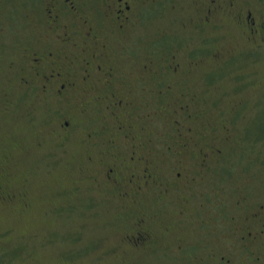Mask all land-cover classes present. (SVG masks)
Listing matches in <instances>:
<instances>
[{
    "label": "flooded vegetation",
    "instance_id": "1",
    "mask_svg": "<svg viewBox=\"0 0 264 264\" xmlns=\"http://www.w3.org/2000/svg\"><path fill=\"white\" fill-rule=\"evenodd\" d=\"M22 5L24 46L2 68L13 91L41 100L53 119L49 134L58 147L78 137L85 156L82 170L102 202L120 201L124 209H137L133 232L123 244L141 255L168 252L176 243L179 253L186 252L179 235L172 239L175 243L168 240L181 229L196 176L204 180L202 173H183L188 141L208 135L230 141V134H217L209 123L187 127L199 114L190 109L199 95L190 92L189 82L206 54L221 68L243 53L248 59L264 53V0H32ZM157 22L161 26L152 41H136L140 29ZM155 37L169 40V47L157 51ZM231 40L243 45L227 49ZM168 112L182 121L156 124ZM160 143L167 148L160 150ZM212 148L214 154L221 152ZM161 151L173 157L170 177ZM202 151L190 154L204 165ZM161 163L168 177L159 169ZM5 172L0 169V208L12 203L28 207L27 191L9 190ZM168 202L178 205L179 214L165 223ZM255 220L261 222L258 214L232 225L240 247L247 249L262 238V224L254 235L250 230Z\"/></svg>",
    "mask_w": 264,
    "mask_h": 264
},
{
    "label": "rangeland",
    "instance_id": "2",
    "mask_svg": "<svg viewBox=\"0 0 264 264\" xmlns=\"http://www.w3.org/2000/svg\"><path fill=\"white\" fill-rule=\"evenodd\" d=\"M24 1L32 0L0 2V169L6 170L9 190L27 191L29 197L28 207L12 203L0 208V264H264V234L251 255L233 239L232 228L258 214L264 230V53H253L251 59L243 53L221 68L206 54L203 66L193 71L196 75L188 89L199 95V101L188 103L199 114L186 122L187 127L209 123L217 134H230V141L211 135L188 141L183 173H202L204 180L195 175L198 185L187 195L190 202L179 220L181 229L168 240L175 243L172 239L179 235L187 251L179 253L176 243L174 250L141 255L122 243L133 232L137 209H124L120 201L102 202L82 170L85 156L78 137L67 147H58L49 134L53 119L44 112L41 100L35 95L17 96L7 81L8 72L2 68L15 61L24 46ZM160 26L148 24L136 33V41H152ZM169 42L155 37V49H167ZM242 45L231 40L225 47ZM199 75L202 80L195 79ZM75 112L79 117L76 106ZM173 119L182 121L168 112L156 124ZM78 123L83 131L82 119ZM212 145L221 152L214 154ZM200 151L206 157L204 165L190 154ZM158 153L167 162L170 177L173 157ZM164 168L161 163L159 169L167 176ZM166 206L164 222L169 223L179 208L169 202ZM258 224L251 222L253 234L260 230Z\"/></svg>",
    "mask_w": 264,
    "mask_h": 264
},
{
    "label": "trees",
    "instance_id": "3",
    "mask_svg": "<svg viewBox=\"0 0 264 264\" xmlns=\"http://www.w3.org/2000/svg\"><path fill=\"white\" fill-rule=\"evenodd\" d=\"M259 218H260V217H259ZM254 223L257 225V221H256V220L254 221ZM250 230H251V228H250ZM251 232H252V231H251ZM252 234H253V233H252ZM253 235H254V234H253ZM254 244H255V243H254ZM254 244L251 243L250 246L247 247V249L243 246V247H244V250H249V251H251V252H250L251 255H254V253H253V249H252V247L254 246ZM241 250H242V248H241ZM222 259H223V258H222ZM227 261H228V260H227ZM227 261H226V262H227Z\"/></svg>",
    "mask_w": 264,
    "mask_h": 264
},
{
    "label": "bare ground",
    "instance_id": "4",
    "mask_svg": "<svg viewBox=\"0 0 264 264\" xmlns=\"http://www.w3.org/2000/svg\"><path fill=\"white\" fill-rule=\"evenodd\" d=\"M151 23V22H150ZM163 24V23H162ZM148 25V24H147ZM160 29V28H159ZM153 31H154V29H153ZM164 31V30H163ZM198 45V44H197ZM196 47V46H195ZM123 61V60H122ZM84 115H85V113H83ZM81 117V116H80ZM84 117V116H83ZM80 119V118H79Z\"/></svg>",
    "mask_w": 264,
    "mask_h": 264
}]
</instances>
